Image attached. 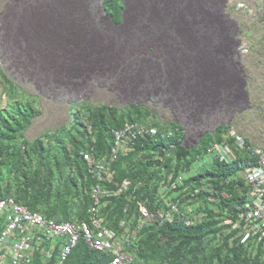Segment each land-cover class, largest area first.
I'll return each instance as SVG.
<instances>
[{
  "label": "rangeland",
  "instance_id": "obj_1",
  "mask_svg": "<svg viewBox=\"0 0 264 264\" xmlns=\"http://www.w3.org/2000/svg\"><path fill=\"white\" fill-rule=\"evenodd\" d=\"M123 4L115 24L103 0H0V108L8 79L37 109L26 140L68 128L86 102L141 105L181 125L187 146L220 125L264 146V16L224 0Z\"/></svg>",
  "mask_w": 264,
  "mask_h": 264
},
{
  "label": "trees",
  "instance_id": "obj_2",
  "mask_svg": "<svg viewBox=\"0 0 264 264\" xmlns=\"http://www.w3.org/2000/svg\"><path fill=\"white\" fill-rule=\"evenodd\" d=\"M123 1L103 0L104 10L115 24L122 20ZM0 73L4 75L1 70ZM4 81L10 99L7 106L0 108V198L13 196L28 209L58 221L88 219L89 189L94 180L87 173L80 152L93 146L97 156L106 155L113 142V128H119L129 120L179 128L174 138L138 144L114 163L116 182L124 177L145 182L133 196L128 193L104 200L107 224L118 233L124 229L119 225L123 218L133 229L140 203L154 209L153 198L161 180L173 169L187 168L211 142L222 140L227 128V125H220L214 133L203 135L197 144L187 146L183 143L181 125L162 123L154 116L151 122L147 115L152 112L141 105L119 109L82 102L72 110L68 128L46 131L29 142L24 131L37 109L30 101L18 99L16 86L8 79ZM91 135L95 136L94 140ZM170 141H175L174 148H170ZM164 148H167V154ZM247 161V155L238 152L232 162L216 160L210 168L191 177L187 181L189 184L211 182L216 189L214 197L220 211L206 207L208 217L191 225L180 219L163 223L151 220L127 246L134 255L129 264H264V251L259 248L255 253L250 252L236 236L237 231L222 222L224 208H234L241 199L240 193L246 189L241 178L229 179ZM223 191L227 192V197L221 195ZM201 195L206 198L209 194L203 191ZM126 206L130 208L127 215L124 213ZM39 250L34 252L32 264H49L53 256L47 261ZM111 259L110 253L90 247L81 237L64 264H108Z\"/></svg>",
  "mask_w": 264,
  "mask_h": 264
},
{
  "label": "built area",
  "instance_id": "obj_3",
  "mask_svg": "<svg viewBox=\"0 0 264 264\" xmlns=\"http://www.w3.org/2000/svg\"><path fill=\"white\" fill-rule=\"evenodd\" d=\"M230 4L246 15L264 16V0H224L225 7ZM214 6L220 5L215 2ZM243 50L244 45L238 43L232 51L235 54ZM90 129L91 126L89 132ZM178 130L177 127L129 120L119 128L112 129L113 142L106 155L97 156L93 146L82 150L80 154L86 171L94 180L89 189L91 202L87 209L88 219L58 221L28 209L13 197L0 198V264H32L37 249L47 261L53 256L49 264H64L81 237L90 247L110 253L112 259L108 264H129L134 255L127 250V246L151 220L163 223L180 219L191 225L208 217L206 207L215 212L220 211L214 197L216 189L211 182L195 185L187 181L210 168L216 160L232 162L238 152L247 155L248 161L229 180L241 178L246 189L240 193L241 199L234 208H224L222 222L237 231L236 236L240 237L250 252L255 253L259 248L264 251V146L253 144L232 125L227 126L222 140L211 142L187 168L173 169L161 180L153 198L154 209L140 203L133 229H130V222L126 218L120 220L119 225L124 228L121 233L108 226L104 200L128 193L133 196L145 183L141 179L134 182L129 177L116 182L114 163L121 155L129 154L136 145L156 139H172ZM91 137L94 140L95 136ZM174 142L170 141V148L175 147ZM164 151L168 153L167 148ZM203 191L209 194L206 198L201 195ZM221 195L228 196L225 191ZM129 210L128 206L124 208L125 215Z\"/></svg>",
  "mask_w": 264,
  "mask_h": 264
},
{
  "label": "bare ground",
  "instance_id": "obj_4",
  "mask_svg": "<svg viewBox=\"0 0 264 264\" xmlns=\"http://www.w3.org/2000/svg\"><path fill=\"white\" fill-rule=\"evenodd\" d=\"M81 4V3H80ZM147 5V4H146ZM75 13V12H74Z\"/></svg>",
  "mask_w": 264,
  "mask_h": 264
},
{
  "label": "water",
  "instance_id": "obj_5",
  "mask_svg": "<svg viewBox=\"0 0 264 264\" xmlns=\"http://www.w3.org/2000/svg\"><path fill=\"white\" fill-rule=\"evenodd\" d=\"M122 22H120V24H121Z\"/></svg>",
  "mask_w": 264,
  "mask_h": 264
}]
</instances>
